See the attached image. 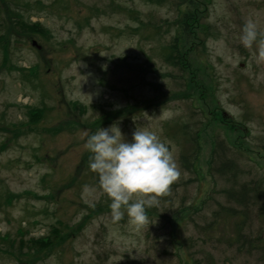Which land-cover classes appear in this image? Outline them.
Returning <instances> with one entry per match:
<instances>
[{"label": "rangeland", "instance_id": "1", "mask_svg": "<svg viewBox=\"0 0 264 264\" xmlns=\"http://www.w3.org/2000/svg\"><path fill=\"white\" fill-rule=\"evenodd\" d=\"M179 2L0 0V234L55 241L0 264H264V197L228 201L216 171L232 159L264 194V0H196L192 33ZM176 37L185 72L166 59ZM112 125L154 131L180 172L139 228L89 168L88 136Z\"/></svg>", "mask_w": 264, "mask_h": 264}, {"label": "clouds", "instance_id": "2", "mask_svg": "<svg viewBox=\"0 0 264 264\" xmlns=\"http://www.w3.org/2000/svg\"><path fill=\"white\" fill-rule=\"evenodd\" d=\"M256 37V26L246 23L243 46L250 47ZM85 148L90 170L111 199L112 218L120 221L126 214L137 228L147 222L146 209L158 206L180 175L169 145L149 129H136L129 141L117 125L100 128L88 136Z\"/></svg>", "mask_w": 264, "mask_h": 264}, {"label": "trees", "instance_id": "3", "mask_svg": "<svg viewBox=\"0 0 264 264\" xmlns=\"http://www.w3.org/2000/svg\"><path fill=\"white\" fill-rule=\"evenodd\" d=\"M150 2L156 3V4H164L166 0H149ZM188 3L189 7L191 6V8L188 9L187 12H185L186 14H184V17L182 18V27H184L185 29H190V27H192V23L196 18V14H200V9H199V2H196V0H180V2L178 3L179 5V9L180 7L185 4ZM18 21L22 20V18H20V15L16 16ZM27 22V21H26ZM26 23H22V22H17L16 26H15V30L21 33H25V32H30V31H34L35 27L37 26V23H31V22H27ZM35 26V27H34ZM18 28V30H17ZM192 29H190L188 32H191ZM180 41L181 38L180 37H176L175 40L173 41V43H171L172 45H170V55L166 56L167 62L170 65H174L175 67L178 66L180 68H182L183 72H185L187 70V68H190V65L188 63L187 58H185V50H182V52H180ZM9 49V48H8ZM176 55V56H175ZM25 69V68H23ZM32 75L34 74L33 72L31 73ZM185 75V74H184ZM35 113H33L34 115ZM38 115H42V112ZM38 115H34V116H38ZM194 140V139H193ZM195 146H196V151L199 150V143L197 141V139H195ZM220 142H218L215 146V149L218 147H221V145H219ZM223 144V143H222ZM198 154V151L196 152ZM217 153V151H214V155L212 157V162L211 165L215 162V154ZM217 173L224 176L223 178L226 180V182L231 184V187L229 188H224L221 190V193L227 198L228 201H233L234 203H236L239 206H245L248 207L250 206V204L248 203L247 200H250V197H252V200H259L261 197H264V194L260 191L259 187L257 184L255 185H250L248 183H242L239 184L238 181V177L240 176V174L242 173L241 168H239V165L232 159L229 160H224L221 162V165L219 166V168H217ZM212 175L214 176L213 173V168H212ZM11 195H7L6 200L10 199ZM12 198V197H11ZM254 204V202H253ZM244 212H242L243 214ZM19 233H20V243L18 244L17 239L16 238H11L10 235L8 234H4L1 235L0 234V240L3 242H10L9 246L15 247V244H18V250H12V249H6V248H0V252H6V253H13L14 255L22 250H24V246L25 245H30V247H33L34 250L36 252H41L44 251L48 245L52 242H55L54 240H50V238H47L46 235L43 236H28V238H25V235H28L30 233V231H28L27 228L23 229L20 228L19 229ZM244 236V233L242 232V227H240L239 229V233L237 236V240L240 241L241 238ZM53 248V247H52ZM23 252H21V256H22ZM30 254V253H29Z\"/></svg>", "mask_w": 264, "mask_h": 264}]
</instances>
